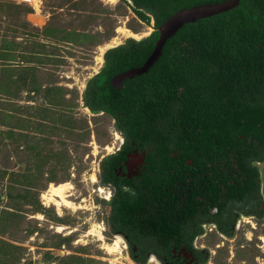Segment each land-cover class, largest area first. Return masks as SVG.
Here are the masks:
<instances>
[{
    "label": "rangeland",
    "instance_id": "374dc122",
    "mask_svg": "<svg viewBox=\"0 0 264 264\" xmlns=\"http://www.w3.org/2000/svg\"><path fill=\"white\" fill-rule=\"evenodd\" d=\"M40 2L36 3L44 20V24L38 22L43 24L40 27L35 23L37 17L30 16L34 14L32 9L24 17L27 27L21 26V19L12 22L9 16L1 17H13L12 9L0 14V35L13 36L17 43L12 51V65L17 68L9 74L13 80L19 79L26 70L37 89L28 83L15 96H0V107L9 99L11 110L10 117L0 121V167L12 171L14 181L0 179V210L12 212L0 214V240L22 248L17 252L19 264H61L59 259L68 256L80 258L81 264H137L125 243L106 239L95 214L98 203L106 201L96 195L99 192L90 175L95 173L97 157L108 152L103 146L112 149L114 142H102L109 140L107 127L94 130L93 139L90 132L89 142H84L83 125L93 118L82 108H72L80 106L77 96L92 72L84 67L93 66L90 60L98 58L100 48L116 38L120 40L118 45L130 38L123 37L120 28L146 37L155 30V21L143 23L122 0ZM46 29L55 31L52 37L46 36ZM36 44L45 46V54L32 59L29 53ZM28 59L31 62H24ZM6 77L0 73V79ZM7 125L12 126L10 135ZM25 173L37 178L27 187L23 186ZM61 183L71 184L68 199L76 210L64 208L59 212L55 206L44 204L42 195L50 185ZM58 226L64 230L58 232ZM116 241L119 247L109 255L104 246ZM203 244L209 248V264H264L263 226L241 224L230 238L210 235ZM144 264L157 263L151 258Z\"/></svg>",
    "mask_w": 264,
    "mask_h": 264
},
{
    "label": "trees",
    "instance_id": "16d2710c",
    "mask_svg": "<svg viewBox=\"0 0 264 264\" xmlns=\"http://www.w3.org/2000/svg\"><path fill=\"white\" fill-rule=\"evenodd\" d=\"M122 1L143 23L149 24L150 19H154L155 30L140 40L128 38L122 44L106 50L104 59L116 61L106 64L105 67L110 69V72L105 73L108 77L112 73L142 66L158 37L156 28L174 12L225 0ZM8 9H12L13 17L11 14L2 15L8 13ZM30 12L31 8L24 4L0 0L1 17L9 16L12 22L21 19L22 27H27L24 17ZM45 32L47 37H52L55 31L46 29ZM15 45L17 43L13 36L8 38L7 35H0V73L7 74L6 78L0 79V96L7 98L26 89L28 83L37 91L35 80L30 78L26 70L19 79L13 80L9 74L17 68L12 65ZM44 47L36 44L29 53L32 59L45 54ZM21 58L24 60L25 56ZM37 60L39 63L40 60ZM24 62L31 61L28 59ZM139 82L143 87L133 92L137 95L129 93L122 104L117 106L116 112L111 111L110 114L132 131L140 134L144 129L147 136L159 140L149 143L153 153H157L155 150L163 143L160 139L169 126L176 127L177 136L172 141L176 150L195 158L196 165L203 164L196 160L198 156L236 155L237 142H263L264 0H239L238 6L230 11L184 25L166 41L158 61L149 72L141 75ZM8 100L1 102L0 121L7 120L11 115ZM105 123L101 122L94 130L104 127ZM6 127L10 135L12 126ZM89 134L85 122L82 128V135H86L84 142L88 141ZM107 141V138L102 140ZM163 145L165 150L161 154L170 155L168 143ZM199 169L203 171L202 167ZM12 173L6 169L0 170V179L6 177L13 184ZM25 174L23 186L27 187L37 178L33 174ZM0 244V252L3 254L0 256V264H19L21 258L17 252L22 248L2 240ZM131 259L137 264L146 261V258ZM59 261L61 264L83 262L75 256L61 258Z\"/></svg>",
    "mask_w": 264,
    "mask_h": 264
},
{
    "label": "flooded vegetation",
    "instance_id": "af4514ba",
    "mask_svg": "<svg viewBox=\"0 0 264 264\" xmlns=\"http://www.w3.org/2000/svg\"><path fill=\"white\" fill-rule=\"evenodd\" d=\"M90 63L84 70L92 72L77 96L80 106L72 109L82 108L93 119L106 121L107 142H114L97 157L90 175L96 195L106 201L95 211L106 239L125 243L133 259L209 264V248L203 243L210 235L230 238L241 224L264 227V141L237 142L236 155L198 156L203 164L196 165L195 158L176 150V127L169 126L153 153L149 143L159 140L144 129L140 134L132 131L110 114L129 93L137 95L133 92L142 89L141 75L119 82L113 78L125 71L105 74L110 72L106 64L115 60L103 57ZM100 123L87 121L92 139ZM167 143L171 153L162 155Z\"/></svg>",
    "mask_w": 264,
    "mask_h": 264
},
{
    "label": "water",
    "instance_id": "95a60500",
    "mask_svg": "<svg viewBox=\"0 0 264 264\" xmlns=\"http://www.w3.org/2000/svg\"><path fill=\"white\" fill-rule=\"evenodd\" d=\"M239 0H225L219 3H209L198 5L187 9H180L174 12L165 22H161L156 28L158 37L154 43L153 50L141 67L131 68L115 76L113 80L123 82L133 79L136 76L149 72V69L158 61L162 47L166 41L175 35V33L186 24L195 23L199 20L208 19L210 16H216L230 11L238 6ZM142 37L135 39L140 40ZM134 39V38H132Z\"/></svg>",
    "mask_w": 264,
    "mask_h": 264
},
{
    "label": "bare ground",
    "instance_id": "6f19581e",
    "mask_svg": "<svg viewBox=\"0 0 264 264\" xmlns=\"http://www.w3.org/2000/svg\"><path fill=\"white\" fill-rule=\"evenodd\" d=\"M108 1L114 3L117 0H108ZM118 31L125 38H127V37L134 38V39L139 38L138 34L133 33L132 31L128 30L127 28H120ZM119 43H120V40L118 38H116L112 42H110L109 44L102 46L100 48L99 56L96 59L100 62L102 59V54L106 50H108L110 47H112V46L114 47L115 45H118ZM98 67H100V65ZM109 150H110V148H108V151ZM71 189H72V186L69 183L51 184L48 191L42 195V200L47 207L55 206L59 212H61V209H64V208L76 210L77 206L68 199V193ZM63 230H64L63 227H60V226L57 227L58 232H61ZM118 247H119V243L116 241L113 245L112 244L111 245H105L104 249L106 250V252L109 255H111V254L115 253V251L118 249Z\"/></svg>",
    "mask_w": 264,
    "mask_h": 264
},
{
    "label": "crops",
    "instance_id": "0c3cea01",
    "mask_svg": "<svg viewBox=\"0 0 264 264\" xmlns=\"http://www.w3.org/2000/svg\"><path fill=\"white\" fill-rule=\"evenodd\" d=\"M6 1H8V0H6ZM10 1H13V2L16 3V4H19V3H17V2L14 1V0H10ZM38 3H41L40 0H38ZM26 6H27V5H26ZM28 7L31 8V9L34 11V14H33V15H30V16H31V17H37V20H36L37 22H35L36 25H38V27L42 26V25L44 24V20H42V19H41V16H40V9H39V8H40V5H39V6H36V5H35L34 7H31V6H28ZM40 20L43 21V22H42V23H43L42 25L38 23ZM13 130H14V129H13ZM19 132H20V131L16 130V133H17V134H18ZM17 134H16V135H17ZM0 168H1V169H6L5 167H0ZM5 211H6V212H9L7 209H1V210H0V214L2 215V213H5ZM5 215H7V214L5 213Z\"/></svg>",
    "mask_w": 264,
    "mask_h": 264
},
{
    "label": "built area",
    "instance_id": "2783aa9c",
    "mask_svg": "<svg viewBox=\"0 0 264 264\" xmlns=\"http://www.w3.org/2000/svg\"><path fill=\"white\" fill-rule=\"evenodd\" d=\"M14 1H16L19 4H24L31 7H34L36 3H38V0H14Z\"/></svg>",
    "mask_w": 264,
    "mask_h": 264
}]
</instances>
